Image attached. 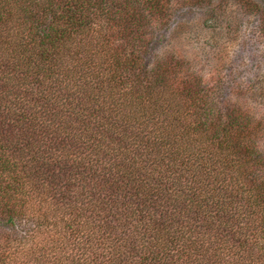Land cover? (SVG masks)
<instances>
[{
  "label": "trees",
  "instance_id": "1",
  "mask_svg": "<svg viewBox=\"0 0 264 264\" xmlns=\"http://www.w3.org/2000/svg\"><path fill=\"white\" fill-rule=\"evenodd\" d=\"M166 8L0 0V264H264L258 121L141 60Z\"/></svg>",
  "mask_w": 264,
  "mask_h": 264
},
{
  "label": "rangeland",
  "instance_id": "2",
  "mask_svg": "<svg viewBox=\"0 0 264 264\" xmlns=\"http://www.w3.org/2000/svg\"><path fill=\"white\" fill-rule=\"evenodd\" d=\"M164 1L167 8L144 25L141 60L149 67L178 62L212 115L238 107L258 121L253 142L264 161V0ZM183 79L173 86L176 92Z\"/></svg>",
  "mask_w": 264,
  "mask_h": 264
}]
</instances>
